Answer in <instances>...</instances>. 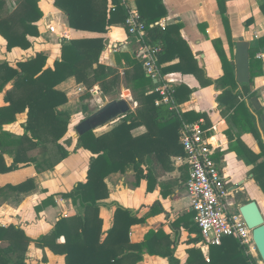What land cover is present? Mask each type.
<instances>
[{
	"label": "crops",
	"instance_id": "1",
	"mask_svg": "<svg viewBox=\"0 0 264 264\" xmlns=\"http://www.w3.org/2000/svg\"><path fill=\"white\" fill-rule=\"evenodd\" d=\"M16 1L8 0L9 7ZM134 1L129 4L134 6ZM222 2L225 8L223 16L217 0H163L167 14L162 20L165 25H182L179 35L187 45L191 57L188 56L186 60L185 54L183 63L178 55L169 54L171 59L165 61L161 67L176 66L177 69L164 75L161 72L160 74L164 82L169 81L174 85L175 90L183 88L178 99L174 98L176 110L181 114L190 112L199 115L188 116L186 120L178 116L180 128L182 123L202 122L203 127L208 130V135L215 144V160L220 168L223 164L221 169L231 191L227 201L228 209L236 212L238 206L254 201L264 217V193L256 182L253 169L264 160V150L250 130L246 116H233L234 108L227 110L217 101L221 92L215 81L222 75V65L213 46L214 40H220L227 60L233 62V50L238 38L242 37L250 46H256L259 37L264 34V12L259 0ZM38 7L42 13L41 19L36 23L39 35L28 38L31 47L27 50L13 48L7 51L6 42L0 36V62H7L15 68L18 62L41 53L46 58L44 69H53L54 63L61 58L62 43L73 39L104 38L106 48L100 55L99 63L118 70V87L115 86L112 92H118L120 99L125 96L124 98L130 101V109L135 110L137 104L132 100L131 91L124 81L127 67L119 55L125 54L137 59V45L133 38L127 36L124 25L112 26L105 34L75 30L67 26L66 17L54 6V0H39ZM223 17L229 23L230 39L225 32ZM47 27H52L53 32H49ZM192 61L195 64H191ZM9 89L11 83L0 93V107L7 106L4 96ZM55 89L67 97V102L58 110L70 116V123L59 144L69 155L61 161H55L56 150L50 144L47 146L48 161L41 164L40 168L35 164L19 165L14 171L0 174V188L17 186L31 179L35 181L34 188L27 192L4 191L0 194V225L16 226L32 241L24 253L27 264H66L64 255L55 253L48 247H39L35 241L50 234L62 217L82 214L78 205H73L70 199H63L59 195L70 192L74 185L86 181L91 159L96 157L82 148L75 150L77 136L74 128L82 116L88 114L81 110V106L88 99L81 101L80 98L89 93L92 100L98 103V95L107 96L101 92L98 84L88 89L85 85L78 84L73 77L67 78ZM187 91H191L189 96ZM252 91L256 93L255 96L262 105L263 74L254 77ZM114 95L116 96L115 93ZM238 100L235 106L244 101L254 115L256 128L263 142V128L259 116L249 102L250 99L241 95ZM102 104L103 102H99V108ZM26 118V112L18 114L16 121L4 126V130L16 137L22 136ZM108 129L109 127H102L94 130V133L99 135ZM145 133V127H138L131 135L138 137ZM170 145L169 150H174L175 145ZM29 156L42 159L38 149L30 150ZM4 159L7 166L11 165L10 155H5ZM164 165V171L153 168L150 180L141 179L138 182L136 175L131 171L111 173L104 179L108 197L99 207L101 239H105L113 226L116 204L131 211L139 221L128 233L129 243L139 247L131 251L133 256L124 259L122 264H132L136 257L140 260L135 264H169V254L177 264H221V258L227 253L221 250V244H206L201 234L198 235L191 229L195 214L190 209L186 192L188 166L184 157L182 154L172 155L165 160ZM142 168L146 173V167L143 165ZM56 243L62 245L64 238L60 237ZM237 245L244 256H248L257 264V251H248L238 242Z\"/></svg>",
	"mask_w": 264,
	"mask_h": 264
},
{
	"label": "trees",
	"instance_id": "2",
	"mask_svg": "<svg viewBox=\"0 0 264 264\" xmlns=\"http://www.w3.org/2000/svg\"><path fill=\"white\" fill-rule=\"evenodd\" d=\"M259 1L264 12V0ZM38 2L39 0H17L9 10L6 0H0V36L6 42L7 51L13 48L27 50L31 47L28 38L39 35L36 23L41 19L42 13ZM217 3L223 16V2L217 0ZM134 4L145 23V42L161 49L157 55L159 68L171 59L169 54L178 55L183 63L185 54L186 60L188 56L191 57L187 45L179 35L181 24L163 27L157 24L167 14L163 0H135ZM54 6L64 13L69 28L98 34L107 33L112 26L123 25L127 17L122 0H54ZM223 25L227 38L230 39L229 23L225 17ZM213 46L222 65V75L215 81L221 92L217 101L227 110L234 108L233 116H246L250 130L264 150L254 115L244 101L235 106L241 95L248 100L256 95L252 91V83L255 76L262 74V69L253 56L264 46V34L259 37L256 46H250L249 49V84L236 82L234 64L227 60L220 40H214ZM105 48L104 38L73 39L62 43L61 58L54 63L53 69H44L46 58L41 53L18 62L15 68L7 62H0V93L11 83V89L4 96L7 106L0 107V174L14 171L19 165L35 164L40 168L41 164L48 161L47 146L50 144L56 150L55 161H61L69 155L59 144L70 123V116L58 110L67 102V97L55 87L73 77L78 84H83L88 89L98 84L103 94L114 95L112 91L118 85L119 72L116 68L99 63ZM119 58L125 61V85L131 91L132 100L137 107L111 122L105 133L96 135L94 131H89L77 136L75 150L82 148L96 157L91 159L86 181L74 185L70 192L59 196L70 199L73 205H78L82 214L62 217L50 234L35 241L39 247H48L53 252L64 255L66 264H122L124 259L133 256L131 251L139 246L129 243L128 233L139 221L131 211L114 204L116 210L113 226L105 239H101V220L98 213L102 201L108 197L104 179L111 173L131 171L139 182L141 179L150 180L153 168L164 171L166 159L172 155L182 154L184 157L179 144L178 116L185 120L188 116H199L190 112L177 113L167 105L155 106L154 101L158 95L148 94L153 90L154 83L145 75L141 63L125 54L119 55ZM191 64L195 63L192 61ZM176 69V66L161 67L160 72L164 75ZM182 89L176 88L175 100ZM190 92L187 91L188 96ZM89 98L91 96L87 93L80 100ZM81 110L83 113L87 112L85 104L81 106ZM25 112L27 118L22 127V136L16 137L4 130V126L14 123L16 116ZM260 115L261 113H257V116ZM138 127H145L146 133L133 137L131 132ZM171 143L175 146L170 151ZM153 145L156 147H151ZM33 149L39 150L42 159L29 156ZM5 155L12 157L9 166L5 163ZM253 169L256 182L264 193V160ZM34 184V179H31L17 186L8 185L0 188V194L4 191L27 192L34 188ZM191 229L200 235L195 221L191 224ZM60 237L64 238L62 245L56 243ZM30 242L32 241L16 226L0 225V264H27L24 253ZM220 246L223 252H227L221 258V264H256L254 260L243 255L233 238L223 239ZM139 260L136 257L132 264ZM168 260L169 264H177L171 254L168 255Z\"/></svg>",
	"mask_w": 264,
	"mask_h": 264
},
{
	"label": "built area",
	"instance_id": "3",
	"mask_svg": "<svg viewBox=\"0 0 264 264\" xmlns=\"http://www.w3.org/2000/svg\"><path fill=\"white\" fill-rule=\"evenodd\" d=\"M130 2L133 0H122L127 12L123 25L127 36L136 42V58L145 75L154 82V88L148 94L158 95L154 101L155 106L167 105L171 110L180 113L174 103V85L169 81L164 82L160 74L157 55L161 49L145 42V23L141 20L136 6H131ZM157 24L160 27L165 25L163 20ZM46 29L53 32L52 27ZM253 58L261 63L264 78V46L254 53ZM262 106L264 107V97ZM202 124L182 123L179 130V143L188 166L186 192L200 234L209 245L218 246L223 239L233 238L248 251H256L252 231L245 225L238 211L231 212L228 209L227 182L215 160V144Z\"/></svg>",
	"mask_w": 264,
	"mask_h": 264
},
{
	"label": "water",
	"instance_id": "4",
	"mask_svg": "<svg viewBox=\"0 0 264 264\" xmlns=\"http://www.w3.org/2000/svg\"><path fill=\"white\" fill-rule=\"evenodd\" d=\"M249 42L242 37L238 38L234 47V60L236 82L238 84H249ZM127 94V93H126ZM254 112L261 113L259 121L264 134V108L257 96L249 100ZM129 102L125 98L105 102L92 114L86 116L74 128L76 136H81L89 131L102 128L130 111ZM264 142V136L261 135ZM223 164H221V168ZM237 211L245 225L252 231V241L256 251L264 264V217L256 202L250 201L237 207Z\"/></svg>",
	"mask_w": 264,
	"mask_h": 264
},
{
	"label": "rangeland",
	"instance_id": "5",
	"mask_svg": "<svg viewBox=\"0 0 264 264\" xmlns=\"http://www.w3.org/2000/svg\"><path fill=\"white\" fill-rule=\"evenodd\" d=\"M6 5H7V7L9 8L8 0H6ZM9 10H11V9L9 8ZM252 44H253V43H252ZM253 45H254V44H253ZM233 52H234V50H233ZM114 93L116 94V96H115V95H112V96H102V95H98V96H97V98H98V103L95 102V101H93L92 98H89L87 101H85L84 104L86 105V110H87V113H88L86 116L92 114L93 112H95V111L99 108V102H100V103L103 102V104H104L105 102H108V101L117 100V99L119 100L120 98H119V96L117 95L118 92H117V93L114 92ZM120 97H121V96H120ZM124 97H125V96H123L122 98H124ZM100 99H101V100H100ZM106 100H107V101H106ZM128 102H129V104H130V101H128ZM103 104H102V105H103ZM102 105H101V106H102ZM101 106H100V107H101ZM86 116H82V119H84ZM110 125H111V124H108L107 126H104L103 128L106 129V128H108ZM255 260H256L257 264H263L258 254H256V256H255Z\"/></svg>",
	"mask_w": 264,
	"mask_h": 264
},
{
	"label": "flooded vegetation",
	"instance_id": "6",
	"mask_svg": "<svg viewBox=\"0 0 264 264\" xmlns=\"http://www.w3.org/2000/svg\"><path fill=\"white\" fill-rule=\"evenodd\" d=\"M222 170V169H221ZM222 173H223V171H222ZM223 175L225 176V174L223 173ZM225 179H226V176H225ZM226 182H227V179H226ZM227 189H228V192H229V194H228V197H227V201H228V199H229V196H230V194H231V191L229 190V188L227 187Z\"/></svg>",
	"mask_w": 264,
	"mask_h": 264
}]
</instances>
